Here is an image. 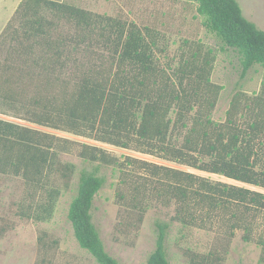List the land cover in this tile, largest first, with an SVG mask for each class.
<instances>
[{
  "label": "trees",
  "instance_id": "16d2710c",
  "mask_svg": "<svg viewBox=\"0 0 264 264\" xmlns=\"http://www.w3.org/2000/svg\"><path fill=\"white\" fill-rule=\"evenodd\" d=\"M204 26L238 52L242 77L264 69V31L237 0H193ZM0 36V107L32 124L218 175L242 186L109 151L0 119V174L29 189L20 215L50 222L79 176L69 221L80 247L98 264H121L107 253L93 221L108 171L124 225L139 228L149 210L174 207L157 220L147 264H171L168 240L177 229L242 232L264 264V84L253 97L236 93L226 120H214L223 87L212 80L216 52L185 41L166 66L159 38L136 23L52 0H23ZM7 27V28H8ZM1 56V55H0ZM85 166L63 163L74 153ZM64 182V187L59 186ZM179 225V226H178ZM193 253L190 264H218Z\"/></svg>",
  "mask_w": 264,
  "mask_h": 264
},
{
  "label": "rangeland",
  "instance_id": "374dc122",
  "mask_svg": "<svg viewBox=\"0 0 264 264\" xmlns=\"http://www.w3.org/2000/svg\"><path fill=\"white\" fill-rule=\"evenodd\" d=\"M23 0H0V36L15 16ZM85 9L95 14L108 15L136 23L140 28L153 31L159 38L160 64L166 66L170 58L177 55L185 41L202 42L216 52L212 80L222 86L218 105L213 118L217 122L226 120L231 101L238 92L250 97L260 93L264 84V69L255 67L242 77L241 56L226 47L204 26V18L198 13V4L193 0H52ZM244 16L264 31V0H237ZM8 27V28H7ZM0 52V60L4 59ZM0 119L37 129L52 135L103 148L118 156H132L160 165L187 170L216 181L242 186L227 178L209 174L148 155L96 142L50 128L41 127L19 119L15 114L0 107ZM63 163H71L81 170L85 163L74 153L61 155ZM106 187L96 196L93 207V221L100 233L108 254L121 264H147L149 256L156 249L157 231L155 222L169 221L175 215V208L163 206L149 210L139 228L124 225L121 207L116 198L115 183L118 178L108 171ZM79 176L73 177L70 189L66 190L50 222L39 223L23 218L21 207L28 198L29 189L21 178L0 174V264H98L96 259L77 242L68 215L71 203L77 193ZM59 186L64 187V182ZM179 226V225H178ZM171 264H190L193 253H213L223 259L218 264H259L261 249L242 240V232L229 241L216 232L193 229L186 233L174 230L168 240Z\"/></svg>",
  "mask_w": 264,
  "mask_h": 264
}]
</instances>
